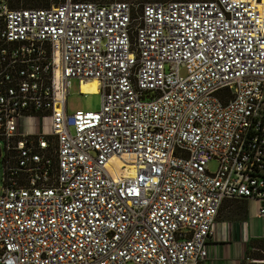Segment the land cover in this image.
Returning <instances> with one entry per match:
<instances>
[{"label": "built area", "instance_id": "2783aa9c", "mask_svg": "<svg viewBox=\"0 0 264 264\" xmlns=\"http://www.w3.org/2000/svg\"><path fill=\"white\" fill-rule=\"evenodd\" d=\"M10 1L0 264H207L225 201L264 217L258 0ZM73 79L98 81L99 111L68 113Z\"/></svg>", "mask_w": 264, "mask_h": 264}, {"label": "crops", "instance_id": "0c3cea01", "mask_svg": "<svg viewBox=\"0 0 264 264\" xmlns=\"http://www.w3.org/2000/svg\"><path fill=\"white\" fill-rule=\"evenodd\" d=\"M253 200L225 201L209 245L207 264H243L246 257L259 258L264 248V217Z\"/></svg>", "mask_w": 264, "mask_h": 264}, {"label": "rangeland", "instance_id": "374dc122", "mask_svg": "<svg viewBox=\"0 0 264 264\" xmlns=\"http://www.w3.org/2000/svg\"><path fill=\"white\" fill-rule=\"evenodd\" d=\"M17 1L20 6H25V5L34 6L38 4H50L52 7L53 4H57L65 0H17ZM155 1H158V0H112V3L123 2V3H134L137 5H141L144 3H150V2H155ZM174 1L183 2V1H207V0H174ZM258 1L259 3H264V0H258ZM91 2L96 3V1H91ZM180 73L183 77L187 76L185 69H181ZM101 105H102V96L100 94H95V93L82 94L80 92L79 80L73 79L71 81V85L69 87V96H68V101H67V107H68L69 114H74L77 111L96 112L100 110ZM0 147H1L0 185H2L3 167H4V159H5L4 144L1 143ZM217 169H218V162L217 161L211 162L209 165V171L211 173H216Z\"/></svg>", "mask_w": 264, "mask_h": 264}, {"label": "trees", "instance_id": "16d2710c", "mask_svg": "<svg viewBox=\"0 0 264 264\" xmlns=\"http://www.w3.org/2000/svg\"><path fill=\"white\" fill-rule=\"evenodd\" d=\"M73 2H91V1H96V3L98 2L99 4H111L112 3V0H72ZM169 1H174V0H158V1H155V2H162V3H165V2H169ZM11 6L12 8L14 9H18V8H37V9H40V8H50L51 5L50 4H38V5H34V6H28V5H25V6H20L18 1L17 0H11ZM65 1H62V2H59V3H64ZM58 4V3H57Z\"/></svg>", "mask_w": 264, "mask_h": 264}, {"label": "bare ground", "instance_id": "6f19581e", "mask_svg": "<svg viewBox=\"0 0 264 264\" xmlns=\"http://www.w3.org/2000/svg\"><path fill=\"white\" fill-rule=\"evenodd\" d=\"M259 8L261 9L262 11V14L264 15V3H259ZM98 86H99V83L97 80H89V81H86V82H83L82 85H81V91L82 93H95L97 94L98 93ZM118 168V163H116V169ZM131 170V175L134 174V170L132 168H130Z\"/></svg>", "mask_w": 264, "mask_h": 264}]
</instances>
